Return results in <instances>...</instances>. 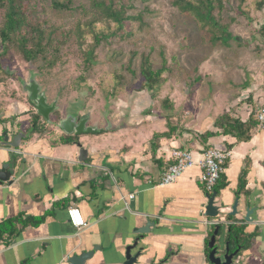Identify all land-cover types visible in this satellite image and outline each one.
<instances>
[{
  "label": "crops",
  "instance_id": "crops-1",
  "mask_svg": "<svg viewBox=\"0 0 264 264\" xmlns=\"http://www.w3.org/2000/svg\"><path fill=\"white\" fill-rule=\"evenodd\" d=\"M227 85L229 90L210 96L208 90L204 96V85L197 84L191 98L173 99L169 109L147 90L123 102L120 115L96 103L89 116L71 114L100 130L80 136L58 128L68 114L57 124L41 120L57 129L56 136H26L31 124L24 121L35 111L28 94L25 103L14 102V110L6 107L0 113V171L8 165L11 178L0 182V226L13 222L17 234L0 233V264H69L94 249L85 264H124L126 248L147 223L154 226L132 252H141L136 264H209L207 245L216 222L219 243L226 242L230 225L253 236L235 264H264V129L255 127L249 141L238 142L215 124L223 115L243 123L255 118L264 106V80L253 81L236 97ZM20 133L26 137L11 147ZM209 147L229 153L215 191V219L204 215L208 200L199 181V163ZM81 150L87 151L83 161ZM175 150L190 152L195 165L173 184L159 186ZM235 202L237 214L230 216ZM72 206L86 222L80 230L68 222ZM247 210H252L249 222Z\"/></svg>",
  "mask_w": 264,
  "mask_h": 264
},
{
  "label": "rangeland",
  "instance_id": "rangeland-1",
  "mask_svg": "<svg viewBox=\"0 0 264 264\" xmlns=\"http://www.w3.org/2000/svg\"><path fill=\"white\" fill-rule=\"evenodd\" d=\"M189 1L195 6L200 3ZM212 1L211 16L218 29L198 17L197 11L175 6L176 0H75V8L63 12L37 1L32 17L47 31L53 30V38L60 40L63 32L69 39L48 49L46 60L27 62L14 45L0 50V113L8 106L14 110V102L25 103L22 83L31 78L49 103H57L50 116L54 124L66 114L89 116L96 103L120 115L119 108L127 105L122 103L142 90L164 109L173 105V99L191 98L197 84L204 85V96L226 89L227 84L232 85L233 97L239 96L253 81L264 80V0ZM95 2L111 4L124 10L125 18L138 19L125 21V31L101 17L93 9ZM204 6H199L203 14ZM2 24L0 19V28ZM79 25L81 38L77 39ZM88 52L93 56L86 67ZM144 71L160 72L152 89L144 87ZM24 122L30 125V117ZM53 127L43 125L40 134H57Z\"/></svg>",
  "mask_w": 264,
  "mask_h": 264
},
{
  "label": "trees",
  "instance_id": "trees-1",
  "mask_svg": "<svg viewBox=\"0 0 264 264\" xmlns=\"http://www.w3.org/2000/svg\"><path fill=\"white\" fill-rule=\"evenodd\" d=\"M37 1H46L49 8L59 12L69 11L75 8V0H0V19L3 22L2 27L0 28V50L5 51L7 50L8 45H14L27 62H31L39 57L46 60L45 55L47 54L48 49L54 48L55 44L58 46L65 44L69 39V34L63 32L60 34V40L58 38H53V30L47 31L44 25L39 22V19L32 17L35 13V10H32V6L37 5ZM239 1L242 2L244 0ZM174 3L175 6L184 11H197L198 17L211 23L214 28L218 29L217 23L211 16L214 9L212 0H200V3L196 6L189 0H176ZM262 3L264 4V2ZM199 6H204L206 10L205 14L200 12ZM93 9L101 17L107 20H112L120 29H124L125 31L127 30L124 26L125 21L138 19L134 17L125 18L124 10H116L111 4H106L105 2H95L93 4ZM75 31L77 39H80L81 26H77ZM95 40L100 43L99 37L96 36ZM87 55L88 57H86L83 62L86 67L89 66L93 53L88 52ZM143 74L145 78V89H152L155 80L160 77V72L154 73L152 71H144ZM41 120L43 119L36 114L35 111L31 113V126L27 130L26 136L41 132L43 126L42 123L40 124ZM215 124L222 128L225 134L231 135L238 142L249 141L251 139V130L258 125L256 117L253 118L252 115L245 123L238 119H233L228 115H223ZM212 136L213 134H207V138ZM61 142L63 144H70L73 142V139H62ZM244 187L245 182L241 181L239 191H244ZM11 224H13V222L10 221L1 224L0 233L14 237L17 234V231L14 227L10 226ZM252 238L253 236L248 237L243 233L242 227L234 225L228 227L226 242L229 243L231 252H234L238 247L245 248L250 244L249 239Z\"/></svg>",
  "mask_w": 264,
  "mask_h": 264
},
{
  "label": "water",
  "instance_id": "water-1",
  "mask_svg": "<svg viewBox=\"0 0 264 264\" xmlns=\"http://www.w3.org/2000/svg\"><path fill=\"white\" fill-rule=\"evenodd\" d=\"M239 40V39H238ZM23 90L28 94V102L34 106L36 114H38L45 122L50 123V116L53 112L57 110V103L53 102L49 104L46 96L42 93L41 87L39 84L31 78L28 83H22ZM87 118H77L72 115H67L65 119L61 120L58 123V128L66 135L80 136L84 133L87 134H96L100 132L95 128L86 127ZM25 134L20 133L16 135L10 145L13 148H18L21 141L25 138ZM5 141H8V138L5 137ZM87 151L81 150L79 153V161H83ZM8 165L4 166L3 171H0V182L10 183L11 173L6 169ZM216 198V192H213L210 197H208L207 206L205 208V217L215 219L219 216V208L214 205ZM237 203L235 202L232 206V212L230 216H235L237 214ZM252 210H247L245 221L249 222L250 215ZM154 224L147 223L144 228L139 229L136 234L138 238L135 240L133 245L126 248L125 253V263L124 264H136L137 259L140 257L141 252L132 254L133 250L138 247L139 242L142 237L149 233L150 227H153ZM219 234V225H216L212 236L210 237L209 243L207 245L210 250L208 254L209 264H235L236 260L239 258V253L241 248L238 247L234 252H230L229 243L223 242L219 244V247L216 246V239ZM95 249L92 252L84 253L82 256H75L69 260V264H85V262L93 255Z\"/></svg>",
  "mask_w": 264,
  "mask_h": 264
},
{
  "label": "built area",
  "instance_id": "built-area-1",
  "mask_svg": "<svg viewBox=\"0 0 264 264\" xmlns=\"http://www.w3.org/2000/svg\"><path fill=\"white\" fill-rule=\"evenodd\" d=\"M257 127L264 129V106L259 108L256 112ZM229 159V153L226 151L217 150L209 147L203 153V159L199 163L202 174L199 181L203 186L204 191L208 197L215 191L222 174L224 173L225 166ZM173 164L168 167L167 171L163 174L159 186H167L176 182L183 173L195 165L192 154L185 150H175L172 153ZM69 224L80 230L86 226V222L81 214V211L72 206L67 210ZM215 226L218 225L216 222Z\"/></svg>",
  "mask_w": 264,
  "mask_h": 264
},
{
  "label": "flooded vegetation",
  "instance_id": "flooded-vegetation-1",
  "mask_svg": "<svg viewBox=\"0 0 264 264\" xmlns=\"http://www.w3.org/2000/svg\"><path fill=\"white\" fill-rule=\"evenodd\" d=\"M74 141H77L76 139ZM231 252V251H230Z\"/></svg>",
  "mask_w": 264,
  "mask_h": 264
}]
</instances>
